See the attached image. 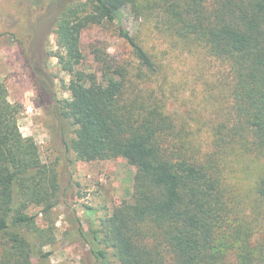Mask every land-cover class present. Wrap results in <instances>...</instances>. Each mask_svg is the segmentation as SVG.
Here are the masks:
<instances>
[{"label":"trees","instance_id":"obj_1","mask_svg":"<svg viewBox=\"0 0 264 264\" xmlns=\"http://www.w3.org/2000/svg\"><path fill=\"white\" fill-rule=\"evenodd\" d=\"M46 5L61 70L70 75L60 98L53 80L18 39L40 105L58 120L66 152L79 161L122 158L135 167L133 199L123 209L71 234L105 263L264 264V0H34ZM129 9L166 36L195 45L223 66L231 100L225 134L201 153L162 96L143 85L158 69L122 25ZM137 67L96 56L101 76L81 68V36L90 25L114 23ZM30 31H33L30 29ZM97 55V54H96ZM0 82V264L46 258L54 222L41 227L31 206L48 215L64 205L58 172L18 125L21 105ZM186 133V132H185ZM230 153L247 155L261 173L249 190L230 182ZM77 222V220H75Z\"/></svg>","mask_w":264,"mask_h":264},{"label":"rangeland","instance_id":"obj_2","mask_svg":"<svg viewBox=\"0 0 264 264\" xmlns=\"http://www.w3.org/2000/svg\"><path fill=\"white\" fill-rule=\"evenodd\" d=\"M46 12V5H38L34 0H0V82L6 84L9 100L21 105L18 125L23 136L33 137L42 160L55 164L61 185L60 199L64 203L56 205L47 216L40 212L39 206L29 208L39 226L54 222L55 227L54 242L44 247L49 252L47 257L29 258V264H119L111 252L106 263L95 258L89 246L71 233L77 228L86 231L90 221L99 226L100 217L132 202L136 169L122 158L76 160L58 140L55 133L58 120L40 105L18 42V39L24 42L34 62L40 65L44 62L57 96L68 97L63 86L69 82L70 75L59 65L63 50L55 42L52 19ZM121 21L158 66L155 74L143 80V85L162 96L167 112L177 123L184 124V134H189L188 138L201 153L210 151L212 141L225 134L223 125L229 124L231 111L223 66L201 48L187 47L180 40L166 36L153 22L129 9L122 11ZM81 50V68L95 72L98 77L101 64L96 56H107L116 65L132 68L139 65L131 46L119 36L117 21L85 28ZM225 167L230 182L242 190H249L261 173L251 157L236 153H230Z\"/></svg>","mask_w":264,"mask_h":264}]
</instances>
